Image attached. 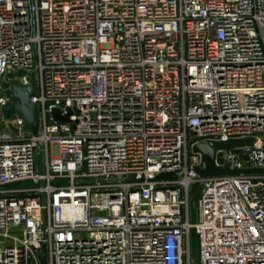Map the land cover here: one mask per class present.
Returning a JSON list of instances; mask_svg holds the SVG:
<instances>
[{"label": "built area", "instance_id": "obj_1", "mask_svg": "<svg viewBox=\"0 0 264 264\" xmlns=\"http://www.w3.org/2000/svg\"><path fill=\"white\" fill-rule=\"evenodd\" d=\"M19 70L37 136L2 112ZM190 135L264 169V0H0V264H192L193 227L198 264H264V174L200 178Z\"/></svg>", "mask_w": 264, "mask_h": 264}, {"label": "water", "instance_id": "obj_2", "mask_svg": "<svg viewBox=\"0 0 264 264\" xmlns=\"http://www.w3.org/2000/svg\"><path fill=\"white\" fill-rule=\"evenodd\" d=\"M22 74H25L23 70L14 73L9 72L2 82V88L5 90L8 99L2 106V112L6 120H10L14 116L21 118L24 122V130L37 136L39 132V107L32 101V98L37 92L36 74L34 72L29 74L30 84L27 86L22 85L19 81L11 80L9 78L10 75L18 77ZM8 84L10 85L9 88ZM52 117L56 122H69V116H62L57 109L52 111ZM254 143L255 141L253 138L228 141H204L197 143L193 146V151L201 154L202 161L200 165L194 168V170L200 178L234 174H264V169L232 170L227 165L225 167H218L215 163L216 154L219 150H237L244 147H251ZM37 164L39 172L42 173L43 166L41 153L37 155ZM203 188L204 185L202 183L199 184L190 201V220L193 225L197 222V200L201 195ZM190 242L192 264H198V239L194 227L191 229ZM40 260L42 264H46L45 248L40 254Z\"/></svg>", "mask_w": 264, "mask_h": 264}, {"label": "rangeland", "instance_id": "obj_3", "mask_svg": "<svg viewBox=\"0 0 264 264\" xmlns=\"http://www.w3.org/2000/svg\"><path fill=\"white\" fill-rule=\"evenodd\" d=\"M14 120H15V118H14ZM190 141H189V148H188V154H189V156H192V155H194V154H196L194 151H193V147H192V140H193V138H192V136L190 135ZM237 152V151H236ZM237 154L239 155V156H241V152H237ZM17 188H33V187H35V185L32 183V182H30V181H28V182H23V183H20L19 185H17L16 186Z\"/></svg>", "mask_w": 264, "mask_h": 264}]
</instances>
